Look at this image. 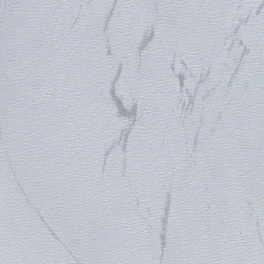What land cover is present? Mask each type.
Returning a JSON list of instances; mask_svg holds the SVG:
<instances>
[{"label": "water", "instance_id": "water-1", "mask_svg": "<svg viewBox=\"0 0 264 264\" xmlns=\"http://www.w3.org/2000/svg\"><path fill=\"white\" fill-rule=\"evenodd\" d=\"M0 264H264V0H0Z\"/></svg>", "mask_w": 264, "mask_h": 264}]
</instances>
